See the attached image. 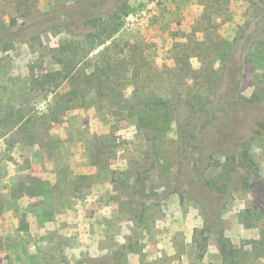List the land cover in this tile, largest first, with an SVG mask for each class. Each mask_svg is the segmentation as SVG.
I'll use <instances>...</instances> for the list:
<instances>
[{
	"label": "rangeland",
	"instance_id": "374dc122",
	"mask_svg": "<svg viewBox=\"0 0 264 264\" xmlns=\"http://www.w3.org/2000/svg\"><path fill=\"white\" fill-rule=\"evenodd\" d=\"M2 22L1 119L4 103L28 105L15 108L19 120L46 111L32 78L58 69L67 44L94 56L103 34L94 23L116 26L121 42L139 34L133 45L146 49L109 115L67 88L45 149L23 146L24 133L2 139L0 264H226L222 244L236 264H264V209L253 191L264 198V134L231 154L208 124L203 80L176 72V54L195 72L206 60V73L217 55L236 67L247 54L264 58V0H0ZM245 87L247 99H264V60L252 57ZM139 102L155 111L139 118ZM98 148L116 152L103 171L90 164ZM19 173L33 188L11 196Z\"/></svg>",
	"mask_w": 264,
	"mask_h": 264
},
{
	"label": "trees",
	"instance_id": "16d2710c",
	"mask_svg": "<svg viewBox=\"0 0 264 264\" xmlns=\"http://www.w3.org/2000/svg\"><path fill=\"white\" fill-rule=\"evenodd\" d=\"M35 16L26 14L23 18L25 17L33 22ZM38 16H42V13L38 14ZM10 23V26L16 24L13 20ZM4 25L5 22L0 23V37L1 34L9 30ZM92 27L103 33L102 36L96 35L97 40L91 42L96 47H102L94 56L89 57L93 49L85 51L80 56V51L78 52L73 46L67 44L60 49L56 59V63L59 66L58 69L40 71L39 74L32 78L34 84L32 86L33 95L38 103L41 102L45 105L46 111L43 114L39 116L38 111L29 110L26 118L19 120L14 118L15 108L16 110L24 111L28 105L18 103L8 106V104H3L2 112H4L5 115L3 116L5 117L0 118V142L3 141L2 139L11 136L12 133H9L10 131L19 134L24 133L23 138L20 140L23 146H35L43 150L46 145L43 144V141L45 138L50 137L53 124L59 123L58 116L61 113L60 90L69 88L78 90L84 95L90 94L95 99L91 106L98 111H102L103 108L108 109L107 107L110 106L111 101L117 97V90L126 88L127 83L132 78L130 75L132 68H140V61L145 60L144 50L146 47L139 49L133 45L142 43L141 36L137 34L138 43H135L137 40H132L134 38L132 36L128 40L121 42V40L114 38V32L117 31L116 26L110 27L102 23H94ZM137 33L139 32L137 31ZM86 36L87 38L95 37L92 32H89ZM252 57L258 61L264 60L260 54L256 56L247 54L238 58L237 63L239 65L236 67L228 65L229 57L226 55H217L213 58V61H210L216 67L211 73H206L204 70L210 65L206 60H202L200 69L195 72L185 66L188 56L176 54V64L186 68L176 69V72L179 75H189L187 77L190 79H202L206 85L207 92L203 100L206 101L204 102L208 110V124L213 129H218L221 132L231 154H234L235 149L244 147L253 135L264 134V99L256 98L253 93L251 94L252 98L247 99L242 94L243 87H245L247 82L248 68L252 63ZM232 63L235 64V60ZM109 109L106 111L107 113L105 111L102 112L109 115V113H112ZM168 110L169 108L166 109V111ZM133 111L140 118L144 114L148 116L155 110L152 106H149L148 102H139L135 105ZM8 115L11 117L8 118ZM53 115L56 116L54 117ZM154 117L156 119L153 125L156 128L160 123L158 120L159 115L154 114ZM36 137L40 138L36 139ZM99 143L102 144V141ZM113 149L98 148L93 151L91 158L94 161L90 162L91 166L98 169V171H103L108 165V161L115 158L116 152ZM18 175L15 176L16 179H14L10 189L12 192L11 196L19 194L20 197H23V193L26 190L31 191L33 186L27 185L26 177L23 178L20 173ZM139 177V174H136V178L139 179ZM260 187L261 185H258L257 188ZM253 191L259 199V204L264 209V198L259 194V190L254 188ZM21 225L22 229H25L23 228L25 227L24 223H21ZM220 254L222 261L226 264H236L234 259L238 255L235 249H227L222 244ZM230 256L233 260H230Z\"/></svg>",
	"mask_w": 264,
	"mask_h": 264
}]
</instances>
